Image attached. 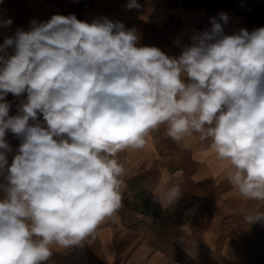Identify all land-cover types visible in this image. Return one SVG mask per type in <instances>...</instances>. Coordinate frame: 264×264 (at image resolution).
I'll return each instance as SVG.
<instances>
[{"label":"clouds","instance_id":"1","mask_svg":"<svg viewBox=\"0 0 264 264\" xmlns=\"http://www.w3.org/2000/svg\"><path fill=\"white\" fill-rule=\"evenodd\" d=\"M220 21L226 13L175 58L138 46L119 21L74 14L33 21L0 44V264H41L56 247L82 245L123 207L118 153L144 149L162 124L174 141L210 142L238 194L264 201V27L226 35ZM9 93H27L18 115ZM6 131L21 140L10 166ZM150 194L167 209L183 190L165 177ZM244 220L264 223V212Z\"/></svg>","mask_w":264,"mask_h":264},{"label":"crops","instance_id":"2","mask_svg":"<svg viewBox=\"0 0 264 264\" xmlns=\"http://www.w3.org/2000/svg\"><path fill=\"white\" fill-rule=\"evenodd\" d=\"M0 0V44L14 38L17 30L29 31L32 22H46L53 15L74 14L91 23L107 17L126 28H135L138 46H155L170 57H179L194 34L211 29L220 21L224 34L264 27V0ZM14 54V46L7 49ZM185 82L187 78L185 77ZM27 93H9V116L18 115ZM42 122V115L38 116ZM5 139L17 154L21 140L10 131ZM117 159L126 168L123 207L98 225L82 245L56 247L41 264H264V223L248 225L244 217L264 212V201L242 198L227 179L210 142L194 134L177 142L167 135V125L153 130L142 150L127 149ZM177 173H180L177 177ZM167 177L179 184L182 197L161 208L150 189H161ZM0 176V183H5ZM0 190V198H3ZM183 238L184 243L179 239Z\"/></svg>","mask_w":264,"mask_h":264}]
</instances>
